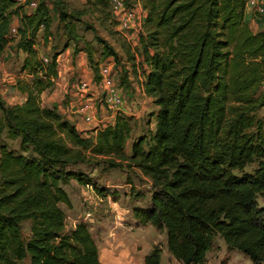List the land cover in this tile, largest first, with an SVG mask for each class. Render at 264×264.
Instances as JSON below:
<instances>
[{
    "label": "trees",
    "instance_id": "1",
    "mask_svg": "<svg viewBox=\"0 0 264 264\" xmlns=\"http://www.w3.org/2000/svg\"><path fill=\"white\" fill-rule=\"evenodd\" d=\"M50 1L76 40L82 36L71 19L88 11H99L103 25L119 23L112 0H86L73 12L63 0H38L30 12L18 0H0V56L14 39L17 16L16 45L28 75L16 82L24 102L7 105L0 97L8 136L21 145L16 151L0 141V264L27 258L30 264H103L89 226L82 221L67 231L60 205L72 206L64 188L72 180L92 184L73 168L101 164L135 167L152 180L150 204L134 207V216L165 230L169 252L183 264H206L218 237L253 264H264V206L258 202L264 194V30L254 31L246 20L249 0H140L143 30L133 48L123 47L133 66L141 58L142 86L158 110L154 132L135 139L131 154L127 114L84 132L57 107L44 105L42 94L59 77V53L45 61L36 49L41 30L52 35ZM99 41L105 58L121 62ZM86 53L100 78L92 48ZM161 261L158 246L145 257V264Z\"/></svg>",
    "mask_w": 264,
    "mask_h": 264
},
{
    "label": "rangeland",
    "instance_id": "2",
    "mask_svg": "<svg viewBox=\"0 0 264 264\" xmlns=\"http://www.w3.org/2000/svg\"><path fill=\"white\" fill-rule=\"evenodd\" d=\"M63 1L68 12L82 10L86 5V0ZM124 1L127 7L135 8L137 3L136 0ZM49 9L53 17L52 35L45 36L41 30L36 41V49L42 57L49 58L53 53H59V77L56 79L54 88L49 91L56 90L55 94H59L57 97L62 99V103H70L72 89H78L80 79L89 80L96 75L86 53V47L92 48L94 62H99L100 67L107 58L102 54L103 44L99 39L105 40L115 49L121 60L117 62L113 56L107 59L115 64L114 77L119 82L127 79L123 86L126 94L124 109L130 107L132 110L131 113L127 111L126 114L132 118L133 133L126 151L131 154V146L135 139L142 135L149 138L154 132L158 110L152 99H144V101L142 97L136 98L135 95L134 84L138 83L137 76L142 74L144 68L139 65L140 57H137V63L133 66L127 58L125 47L135 46L134 38H138L137 31L132 30L125 34L120 30L119 25L112 27L108 22L103 25L99 11H88L80 19L76 17L71 19L77 27L78 34L82 36L76 40L65 30L54 2H49ZM25 10L32 11L27 7ZM15 24H19L17 16ZM16 43L17 37L14 36L0 56V97L7 105L22 103L26 100L25 94L23 95L16 87L19 77L28 76L22 71L25 54L17 48ZM124 43L125 47H123ZM108 113L104 112V114ZM100 115H103V110H100ZM79 121L77 119L75 122L80 123ZM81 121L86 123L82 117ZM85 125L93 126L89 123ZM79 130L87 132L93 129ZM0 141L8 145L10 149L21 151L20 140L8 136L1 112ZM73 169L87 174L92 184L83 185L77 180H72L64 186L72 202L71 207L60 204L67 215V231L74 228L77 223L85 222L100 245V259L103 260V264H145L146 255L157 246L163 253L161 264H183L169 252L165 230H160L153 225H143L134 216V207L150 204L153 186L149 177L139 169L130 166L111 169L104 164L98 167L78 165ZM96 186L105 188L107 193L104 195L97 193ZM258 202L261 207L264 206V194L259 195ZM30 225V221H26L23 225L25 238L30 236ZM18 264H30V259L27 258ZM206 264L253 263L247 255L229 248L224 240L218 237L213 250L208 253Z\"/></svg>",
    "mask_w": 264,
    "mask_h": 264
},
{
    "label": "built area",
    "instance_id": "3",
    "mask_svg": "<svg viewBox=\"0 0 264 264\" xmlns=\"http://www.w3.org/2000/svg\"><path fill=\"white\" fill-rule=\"evenodd\" d=\"M22 4H26L27 8L34 10L37 8L38 0H18ZM112 12L114 18L119 22L120 30L126 34L136 30L139 33L143 30L145 16L143 9L127 7L124 0H112ZM255 10L264 14V4L255 5ZM12 35L17 36L16 24L12 28ZM135 39V45L138 43ZM48 61V58H44ZM115 64L111 60H106L100 66V78L80 79L78 89L79 102L76 103V112L86 123L94 124V128H101L108 123H113L119 113H123L126 103V94L120 82L114 77ZM143 96L150 98L144 87L140 88ZM72 101V100H71ZM100 110L109 112L110 119H104L100 115ZM93 128V129H94Z\"/></svg>",
    "mask_w": 264,
    "mask_h": 264
},
{
    "label": "crops",
    "instance_id": "4",
    "mask_svg": "<svg viewBox=\"0 0 264 264\" xmlns=\"http://www.w3.org/2000/svg\"><path fill=\"white\" fill-rule=\"evenodd\" d=\"M136 2H137L136 7L139 9H143L141 1L136 0ZM262 3L264 4V0H249V2L247 4L246 20L249 22L250 26L253 28L254 31L264 30V14H260V13L255 11V5L262 4ZM143 13H144V16L146 17V11L144 9H143ZM143 79H144V76L142 74L141 75L139 74V76H137L138 83L134 84V88L136 90V92H135L136 98L142 97L143 100L144 99L146 100V98L143 96V94L140 91ZM76 90L74 88L72 89V91H73L72 96H71L72 101H70V103L67 102L66 104L62 103V99L57 97V95H59V94H55L56 90L52 91V92L45 91L42 94L43 103H44V105H47L50 107H54V106L57 107L59 112L62 113L63 115H65L71 122L75 123L78 129H86V128L93 129L95 127L94 124H93V126L91 125V127L90 126L88 127L87 125H85L86 123L84 124L81 121V117L76 112V103L79 102V95H78ZM24 96L26 97V95H24ZM148 99L150 100L151 98H148ZM133 109L136 110L135 106H133ZM127 111L131 113L132 110L130 107L128 109H124L123 110V112H125L124 114H126ZM104 115H107V116H104ZM102 117L104 119H110L111 118L108 114H104V111H103ZM77 119L80 120L79 121L80 123L75 122ZM99 253H100V245H99ZM162 255H163V253H162ZM162 259H163V257H162ZM102 262H103V260H102Z\"/></svg>",
    "mask_w": 264,
    "mask_h": 264
}]
</instances>
